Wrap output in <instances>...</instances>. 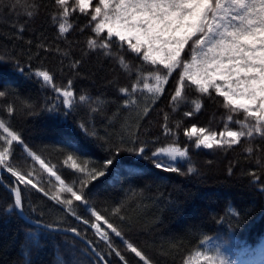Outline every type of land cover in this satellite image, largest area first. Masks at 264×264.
<instances>
[{
	"label": "trees",
	"instance_id": "1",
	"mask_svg": "<svg viewBox=\"0 0 264 264\" xmlns=\"http://www.w3.org/2000/svg\"><path fill=\"white\" fill-rule=\"evenodd\" d=\"M71 3L72 0H69ZM38 5L36 14L28 18L23 5ZM93 0L91 7H95ZM91 7L89 11H91ZM56 11L54 0H0V58L19 60L24 69L21 74L14 67L0 65V81H7L8 94L0 98V119L21 135L24 143L41 157L53 171L69 186L81 177L69 165L64 163L70 149L65 137L71 136L87 150L77 163L88 169L98 166L110 155L109 147L127 139L130 133L148 141L150 147H158L173 142L171 136L163 135L162 125L167 124L178 134L175 142L179 146L187 145L191 162L196 172L179 175L155 169L147 161H136L126 153H120L117 159L120 167L114 164L105 177H100L88 185L89 205L104 215L110 223L121 230L124 240L134 244L150 264H184L187 256L195 249L206 250V243L212 238L226 240L237 239L255 245L264 236V183H253L248 173L256 171L264 181V138L254 133L253 138H242L241 143L231 148L197 149L193 141L185 135V129L195 125L208 132L240 130L236 120H243L242 111L233 115V122L227 121L230 114L223 107L224 98L210 89L211 96L202 95L195 86L186 82L185 92L188 103L181 104L173 111L170 97L177 79L174 72L165 86L164 95L153 103L151 95L137 93L135 105H126L128 99L121 88H129L135 82V73L126 72L115 57H106L89 51L87 40L93 36L87 14L75 12L69 18L73 25L67 37H61L57 30V21L52 20ZM24 31L18 32L20 25ZM15 25V26H14ZM81 29H83L81 31ZM115 39V38H113ZM32 43L29 44L28 41ZM43 44L45 48L38 45ZM58 46L61 52L69 51L65 57L60 52L46 51V48ZM113 51L123 56L130 67L143 66L145 72L150 65L142 61V56L127 50ZM187 48L182 56L187 54ZM81 60L78 68H72L71 62ZM49 70L54 75V83L66 87L69 80L76 95L87 94L93 100L102 101L100 111L93 112V103L83 104L67 117L68 111L57 98L52 88L43 86L41 79L34 76L37 70ZM179 71V70H177ZM192 101L202 104L201 110L193 116H184V112L193 111ZM32 105L33 107H29ZM52 105H60L61 112L46 111ZM12 106V114L7 108ZM149 107L147 115L143 109ZM180 122L177 129L176 124ZM84 123L97 137H86L74 126ZM72 125L73 128L67 127ZM0 135H3L0 130ZM159 138L158 143H154ZM252 147L249 154L245 149ZM13 162L18 170L29 171L38 183L50 195L60 187L55 177L42 169L24 150L13 142ZM259 159L261 164H257ZM85 161H88L85 165ZM186 170L187 162H181ZM127 166H134L130 171ZM231 169V172H230ZM4 181L11 186L13 178L3 174ZM79 187V184H76ZM25 212L31 218H39L61 228L76 227L87 240L92 241L96 250L107 253L103 241L82 221L67 213L64 206L46 197L40 191L29 188L23 192ZM62 198L69 194L62 193ZM12 202L11 193L0 184V209ZM29 205L35 212L29 211ZM73 207L89 224L94 222L90 212L79 201H73ZM119 207L118 215L113 214ZM238 213V215H237ZM123 217V219H121ZM101 227L113 235L117 250L125 257L127 264H144L135 256L120 238L114 237L107 225ZM30 229L26 222L15 215H0V264H57V254L68 264H94L97 260L88 248L69 235L51 233L48 239L41 238L40 247H36L26 238ZM205 238H207L205 242ZM110 264H123L112 254L105 255Z\"/></svg>",
	"mask_w": 264,
	"mask_h": 264
},
{
	"label": "snow or ice",
	"instance_id": "2",
	"mask_svg": "<svg viewBox=\"0 0 264 264\" xmlns=\"http://www.w3.org/2000/svg\"><path fill=\"white\" fill-rule=\"evenodd\" d=\"M56 11L52 15V20L57 21V30L61 37L66 38L73 25L69 18L75 12L87 14L93 36L87 40V48L91 52L103 54L106 57H115L120 66L126 72L135 73V82L131 90L127 87L120 91L128 99L126 105H135L134 98L137 93L147 92L151 95L153 103L156 99L164 95L165 86L169 82L172 74L176 73V81L170 103L173 111L177 110L181 104L188 103L185 92L186 82L189 86H195L202 95L211 96V90L224 98L223 107L230 113L227 116L228 122H233L231 113H243V120H236L240 130H225L217 134L208 132L205 128H197L193 125L185 129L184 135L193 141L195 148H231L241 143L242 138L251 139L255 134L264 138V0H97L95 7H91L92 0H54ZM28 18L36 14L38 5H23ZM91 7V11H89ZM15 26V25H14ZM83 29H81L82 31ZM24 31V25H20L18 32ZM115 38V39H113ZM29 44L32 42L29 40ZM113 44L117 49H123L127 45V50L142 56V61L150 65V69L145 72L143 66L132 68L125 61L123 56L113 51ZM45 48L43 44L38 45ZM187 48V54L185 53ZM46 51L60 52L61 55L69 56V51L61 52V49L49 47ZM81 60L71 62L72 68H78ZM0 65L12 66L21 74L24 69L20 67L19 60H5L0 58ZM179 70V71H177ZM34 76L41 78L43 86L50 87L56 92L57 98L68 111L62 114L67 117L71 111L76 110L83 104H96L92 108L93 112L100 111L102 101L97 98L93 100L87 94L76 95L72 88V81L67 82L66 87H59L54 83V75L49 70H37ZM218 81H222L218 83ZM7 81H0V87H5ZM226 85V87L224 86ZM8 93L0 90V98L6 97ZM193 111L184 112V116L190 117L201 110L202 104L199 101H192ZM29 107H33L29 105ZM46 111L59 113L60 105H52ZM12 106L7 108L9 114L14 113ZM149 107L143 109V114L147 115ZM165 123L162 125L163 135L171 136L172 143L158 147H150L148 141L139 138V128L136 134L130 133L127 139L121 137L120 142L109 147L110 155L98 166L88 169L77 163L80 156L87 155V150L71 136L65 137L68 152L64 163L69 165L77 173L81 174L78 181H73L72 186L65 183L55 171L45 163L43 159L24 143L20 134L12 130L4 119H0V173L10 174L13 183L8 187L12 195V202L0 209V215H15L23 219L30 231L26 233V238L36 247H40L41 238L48 239L53 231H66L82 236L76 227L63 230L54 228V222H44L39 218L33 219L25 212V200L23 192L25 190L36 189L44 196L64 206L67 213L71 214L83 224L88 225V219H83L77 214L73 207V201H79L85 206V211L90 212L94 217V222L90 227L100 241L107 247V253H101L92 246L93 242L87 243L92 246L91 251L97 257L94 264H110L105 259V255L115 254L123 264H127L125 257L114 245L113 235L101 227V221L107 225L114 237L126 245V248L135 254L144 264H150L146 256L138 248L124 240L123 234L118 227L110 223L109 220L89 205L88 185L100 177H105L109 169L114 164L125 167L117 159L120 153L131 155L136 161H147L155 169L162 172L177 173L187 175L196 172L191 162V156L187 145L179 146L175 141L178 134L174 133L168 126V116L165 114ZM73 128L72 125H67ZM78 128L86 137H97L94 131H89L84 123L74 126ZM177 129L180 122L176 124ZM219 137V138H218ZM13 142H17L29 157L39 161L42 169L47 170L51 176L55 177L60 187L55 194L50 195L43 187H39L34 181L32 173L18 170L13 162ZM157 137L154 143H158ZM249 154L253 152L252 147L245 149ZM187 162L186 170L181 162ZM87 165L88 161L84 162ZM257 164H261L259 159ZM130 171H134V166H127ZM231 172V169H230ZM253 179V183H264L261 176L256 171L248 173ZM3 176L0 175V184H3ZM79 187H76V184ZM7 187V185H5ZM264 191V189H261ZM69 194V198H62L61 194ZM29 211L35 209L29 205ZM120 208L114 209L113 214L118 215ZM238 215V213H237ZM123 219V217H121ZM207 238H205L206 242ZM28 264H32L29 260ZM57 264H68L59 253L57 254ZM184 264H229V261L221 254L219 247L214 253L201 251L198 248L191 252Z\"/></svg>",
	"mask_w": 264,
	"mask_h": 264
},
{
	"label": "rangeland",
	"instance_id": "3",
	"mask_svg": "<svg viewBox=\"0 0 264 264\" xmlns=\"http://www.w3.org/2000/svg\"><path fill=\"white\" fill-rule=\"evenodd\" d=\"M218 83L223 85L222 81H218ZM224 86L226 87V85ZM146 95L150 94L146 92ZM217 247L229 264H264V236L256 245L247 244L237 239L212 238L206 243L205 251L214 253Z\"/></svg>",
	"mask_w": 264,
	"mask_h": 264
},
{
	"label": "water",
	"instance_id": "4",
	"mask_svg": "<svg viewBox=\"0 0 264 264\" xmlns=\"http://www.w3.org/2000/svg\"><path fill=\"white\" fill-rule=\"evenodd\" d=\"M0 175H3V173H0ZM4 180V179H3ZM5 189H7L8 190V187H10L5 181H4V183L3 184H1ZM5 185H7V187L5 186ZM9 191V190H8ZM54 228H59V229H63V230H66L67 228H61V227H56V226H54ZM53 233H56V234H62V235H69V236H72V237H74L75 239H77L78 241H80V242H82L88 249H89V251L92 253V251H91V247L93 246V244H92V246H90L87 242H88V240L86 239V238H84L83 236H76L74 233H71V232H66V231H53ZM94 256H95V254L94 253H92ZM96 257V256H95ZM97 258V257H96Z\"/></svg>",
	"mask_w": 264,
	"mask_h": 264
},
{
	"label": "bare ground",
	"instance_id": "5",
	"mask_svg": "<svg viewBox=\"0 0 264 264\" xmlns=\"http://www.w3.org/2000/svg\"><path fill=\"white\" fill-rule=\"evenodd\" d=\"M3 174H6V173H3ZM3 176V175H2ZM81 221V220H80ZM87 227H89L94 233H95V230L94 229H92L91 227H90V224H88V225H86ZM68 229V228H67ZM96 234V233H95ZM85 238V237H84ZM89 241V240H88ZM82 243V242H81ZM94 246V245H93ZM89 250V249H88ZM91 253V252H90ZM92 254V253H91ZM93 255V254H92ZM94 256V255H93ZM95 257V256H94Z\"/></svg>",
	"mask_w": 264,
	"mask_h": 264
}]
</instances>
